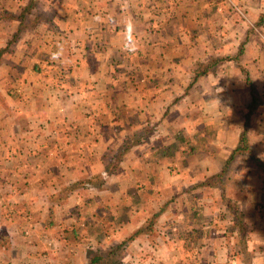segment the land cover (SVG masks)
Instances as JSON below:
<instances>
[{"label": "crops", "instance_id": "obj_1", "mask_svg": "<svg viewBox=\"0 0 264 264\" xmlns=\"http://www.w3.org/2000/svg\"><path fill=\"white\" fill-rule=\"evenodd\" d=\"M46 1L0 0V264H264V0Z\"/></svg>", "mask_w": 264, "mask_h": 264}, {"label": "rangeland", "instance_id": "obj_2", "mask_svg": "<svg viewBox=\"0 0 264 264\" xmlns=\"http://www.w3.org/2000/svg\"><path fill=\"white\" fill-rule=\"evenodd\" d=\"M47 3V1L45 0V2L44 3H41V5H45ZM217 6H220L219 7V14L216 16V21L217 20H220V19H222L219 23H222L223 21H224V19L226 20V19H228L227 18V15H232V13H231V10H229L228 8H227V6H226V4H225V0H217ZM224 6V7H223ZM235 8V11L236 12H234L233 13V15L234 16H239V15H241L242 13L240 12V9L239 8H237V7H234ZM233 12V11H232ZM211 16V15H210ZM233 18V17H232ZM215 19V18H214ZM231 19V18H230ZM205 21H209V22H212L211 21V19L210 18H208L206 15L205 16H203V22H205ZM228 21V20H227ZM227 31H229V28H227ZM228 34V33H227ZM233 34H235L236 36H237V32H235V29H233ZM232 34V35H233ZM229 35V34H228ZM202 47H205V46H203V45H201ZM216 46H219L218 45V43L216 44ZM219 50V49H218ZM232 50H233V48H232ZM258 49H256L255 48V46L252 48L251 47V49H250V51H251V53H256V51H257ZM222 51V50H221ZM221 51H219V52H221ZM264 57V56H263ZM256 61V60H255Z\"/></svg>", "mask_w": 264, "mask_h": 264}, {"label": "trees", "instance_id": "obj_3", "mask_svg": "<svg viewBox=\"0 0 264 264\" xmlns=\"http://www.w3.org/2000/svg\"><path fill=\"white\" fill-rule=\"evenodd\" d=\"M262 19V18H261ZM263 19H264V15H263Z\"/></svg>", "mask_w": 264, "mask_h": 264}]
</instances>
